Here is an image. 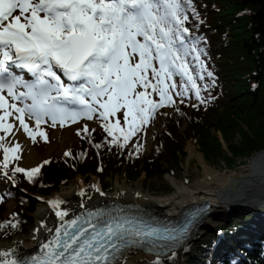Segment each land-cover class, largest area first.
<instances>
[{
    "label": "snow or ice",
    "instance_id": "6c2138e0",
    "mask_svg": "<svg viewBox=\"0 0 264 264\" xmlns=\"http://www.w3.org/2000/svg\"><path fill=\"white\" fill-rule=\"evenodd\" d=\"M189 9L195 12L192 0H0V132L12 134L13 117L35 142L37 135L47 140L42 123L65 126L95 117L104 121L111 144L123 148L160 108L174 105V97L183 103L194 93L204 104L202 93L209 85L200 82L213 73L202 59L201 38L186 26ZM12 65L27 69L34 79L16 75ZM82 131L88 132L86 124ZM4 141L0 135L3 175L11 179L9 164L20 159L21 145ZM136 147L138 152L142 146ZM14 172L32 181L40 167L16 166ZM48 203L61 221L52 239L27 259L14 249L0 251V264H121L130 247L153 251L178 243L188 230L187 225L175 229L130 217L123 210L86 209L65 219L69 212L61 209V198Z\"/></svg>",
    "mask_w": 264,
    "mask_h": 264
},
{
    "label": "trees",
    "instance_id": "16d2710c",
    "mask_svg": "<svg viewBox=\"0 0 264 264\" xmlns=\"http://www.w3.org/2000/svg\"><path fill=\"white\" fill-rule=\"evenodd\" d=\"M192 4L195 12L188 10L186 26L193 37L201 38L198 47L206 52L202 59L213 73V77L200 82L209 85L202 93L206 102L200 104L194 93L183 103L176 97V103L159 115L164 125L154 133L150 150L145 136L148 125L123 148L111 144L112 137L102 127L88 129L87 133L78 131V144L67 152L71 155L47 159L49 163L38 166L40 172L32 181L24 173L14 172L13 160L8 172L15 185L0 189L1 239L26 232L40 203L38 198L58 192L77 176L83 177L86 192L70 197L63 205L89 197L92 177L106 192L116 177L134 184L141 177L149 183L175 175L188 158L189 141L197 144L206 161L220 157L225 168L231 170L264 151V0H192ZM44 132L47 145L50 133ZM137 143L142 146L138 152ZM97 144L102 146L97 148ZM170 189L165 186L162 191ZM10 200L15 206L7 215ZM240 217L202 240L188 264H264V237L248 239L245 233L238 234L239 228L251 224L242 223L250 218L248 214L238 221Z\"/></svg>",
    "mask_w": 264,
    "mask_h": 264
},
{
    "label": "bare ground",
    "instance_id": "6f19581e",
    "mask_svg": "<svg viewBox=\"0 0 264 264\" xmlns=\"http://www.w3.org/2000/svg\"><path fill=\"white\" fill-rule=\"evenodd\" d=\"M21 69L28 71L24 68ZM30 77L34 79L32 75ZM188 151L193 155L195 147L189 145ZM202 156L198 155L202 175L193 182L192 186L170 177L174 191L169 195L157 197L151 191L144 190L142 181H139L135 186H126L118 181L114 191L110 194L97 191L99 196L91 203L74 204L67 210L69 216L65 219H70L86 209L93 210L113 203L115 206H126L125 211L127 212L146 211L155 217L168 220L177 218L179 213L193 205L209 204L208 213L204 217L197 218L188 240L167 258H156L142 250L130 248L125 252L121 264H153L156 260H160L161 264H182L197 237L209 228L218 213L226 212L228 208H232L234 211L255 207L253 213L248 215L251 219L242 222L244 224L250 221L251 224L239 228L237 233H245L249 236L248 239L264 237V201L259 203L260 198L264 197V151L255 153L247 160V163L240 165V169L230 172L213 167L205 162V158ZM33 159L29 158V161ZM233 180L235 182L232 184ZM82 185V180L77 179L54 197H68L78 191ZM51 209L52 206L49 203L40 202L33 214L34 226L30 233L10 241L0 242V251L14 249L16 256L30 255L38 251L40 245L50 239L54 230L61 223L55 214L49 215ZM49 229L53 231L49 232ZM223 238L224 236H222Z\"/></svg>",
    "mask_w": 264,
    "mask_h": 264
},
{
    "label": "rangeland",
    "instance_id": "374dc122",
    "mask_svg": "<svg viewBox=\"0 0 264 264\" xmlns=\"http://www.w3.org/2000/svg\"><path fill=\"white\" fill-rule=\"evenodd\" d=\"M25 119H26V122L29 123V127L32 128L33 130H36L35 122L29 121L27 117ZM111 119H112V122L115 121V118H111ZM9 122H13L16 125V128L13 129V132L9 137L5 138L4 143H6L9 146L14 145L15 143H19L21 145V149L17 153L20 159L15 160V166L23 167L26 170H30L32 168L38 167L41 163H43L50 157H53V156L63 157L71 148H74L78 144L77 132L82 130L85 124L87 125L88 129L95 130V129H102V124L104 123V121L98 118H95V117L91 121L82 119L76 124L68 123L65 126H60L59 124H57L56 127H52L50 121L47 123H42L40 125V130L50 133V136H48L49 142L46 145L47 140H44V138L39 135L36 136L35 142H33L32 138L29 137L28 134L24 132L23 128L19 127V122L15 121L13 117L9 118ZM122 123H123V120L121 119V124ZM163 125H164V121L162 117L158 116L156 120L154 121V123L149 128H147L145 136L147 137L146 148L148 150L152 149V140H153L154 133L161 130L163 128ZM189 145H192L195 147V153L193 155H191L190 152L188 151ZM223 146L224 148L226 147L224 143H223ZM186 151L188 153V158L186 162L182 164L181 170L177 171L175 175L173 176L166 175L163 181H158V182L153 181L149 183L144 181V177H141L134 184L127 183L124 178L116 177L111 190L110 191L107 190L104 193L110 194L111 192H113L115 189V185L118 181L120 183L126 184V186H135L139 181H142L144 190L151 191V193L156 195L157 197L169 195L174 191V187H173L170 177L178 179L181 183H185L186 185L192 186L193 182L202 175L201 165L198 161V155L202 156V154L200 153V150L197 144H195L193 141L188 142ZM3 155H4L3 151L0 150V189H4L5 187H8L9 185H11L10 181L6 177L4 179V175H3L4 169L2 167ZM29 158H32L33 160L29 161ZM205 162L212 165L213 167L218 168L219 170L222 169L228 172L232 170L234 171L238 170L243 165V164L241 166L238 165L237 168L232 169V170L226 169L224 166L223 160L220 157L209 159L208 161L205 160ZM77 179L82 180V183H83L82 187L78 191H76L74 194L68 197H61V199L65 201V200H68L72 196L79 195L81 191L85 193L86 183L84 182L83 177L77 176L74 180L69 182L66 186H62L58 192H53L48 197L59 194L60 191H62L65 187H67L68 185L76 181ZM88 185L91 186V195L89 197H86L81 201H74L68 205L62 204L61 209L67 211L74 204H88L94 201L99 196L98 192H101L100 190L97 192V188H99V181L96 177H92ZM165 186H170L171 189L169 192L162 191V188H164ZM46 198H43V201L41 203H45L44 199ZM6 205H7V215L11 214L13 212L15 202L13 200H10ZM254 208L234 210V211L232 210V208H228L226 212L218 213L212 220L213 222L211 223L209 228L203 231V233H201L200 236L197 237L190 251H188L187 255L184 257L182 264H188V259L190 256H192L195 253L198 244L202 240H204L208 235L215 234V232L217 233L218 227L229 224L230 220L234 218L240 217L245 214L249 215L253 213ZM53 214H55V212L53 211V209H51L49 215L51 216ZM250 219L251 218L247 220H250ZM33 226H34V217L32 218V223L30 224L26 232L19 234L15 236L14 238L28 235L31 229L33 228ZM14 238L5 239V240L0 238V242L10 241Z\"/></svg>",
    "mask_w": 264,
    "mask_h": 264
},
{
    "label": "water",
    "instance_id": "95a60500",
    "mask_svg": "<svg viewBox=\"0 0 264 264\" xmlns=\"http://www.w3.org/2000/svg\"><path fill=\"white\" fill-rule=\"evenodd\" d=\"M235 182V180H233V182H232V184ZM260 202L261 201H264V197L262 196L261 198H260V200H259Z\"/></svg>",
    "mask_w": 264,
    "mask_h": 264
}]
</instances>
